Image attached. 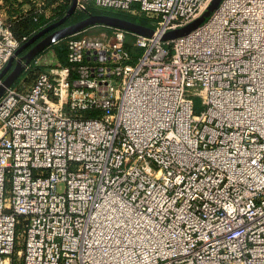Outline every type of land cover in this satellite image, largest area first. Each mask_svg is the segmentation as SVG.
<instances>
[{
	"label": "built area",
	"instance_id": "1",
	"mask_svg": "<svg viewBox=\"0 0 264 264\" xmlns=\"http://www.w3.org/2000/svg\"><path fill=\"white\" fill-rule=\"evenodd\" d=\"M211 1L76 0L154 36L89 27L6 89L0 264H264V0L161 40ZM20 45L0 14V72Z\"/></svg>",
	"mask_w": 264,
	"mask_h": 264
},
{
	"label": "water",
	"instance_id": "2",
	"mask_svg": "<svg viewBox=\"0 0 264 264\" xmlns=\"http://www.w3.org/2000/svg\"><path fill=\"white\" fill-rule=\"evenodd\" d=\"M221 1L222 0H212L205 12L198 19L182 28L164 33L161 35V40H173L188 34L206 22L220 5ZM76 11V0H71L68 10L60 20L42 28L18 47L14 56L9 59L0 72V98L5 93L6 89L11 87L20 78L26 66L52 43L82 32L89 27L103 26L106 28L121 29L132 34L146 37L154 36V29L151 27L109 14H88L76 22L66 24L67 19Z\"/></svg>",
	"mask_w": 264,
	"mask_h": 264
},
{
	"label": "trees",
	"instance_id": "3",
	"mask_svg": "<svg viewBox=\"0 0 264 264\" xmlns=\"http://www.w3.org/2000/svg\"><path fill=\"white\" fill-rule=\"evenodd\" d=\"M70 2L71 0H0V12L4 13L5 20L10 25L12 33L22 44L24 38L28 39L42 28L60 20L68 10ZM88 14L115 15L154 28L152 20L145 15L133 16L122 11L93 7H88L84 11H76L67 19L66 24L76 22ZM50 49H54L59 61L65 63L66 48L63 42L58 45L51 44L41 53ZM39 73V69H33L24 71L22 75L28 85L34 82ZM20 79L21 77L17 82ZM12 264H21V262L13 261Z\"/></svg>",
	"mask_w": 264,
	"mask_h": 264
},
{
	"label": "rangeland",
	"instance_id": "4",
	"mask_svg": "<svg viewBox=\"0 0 264 264\" xmlns=\"http://www.w3.org/2000/svg\"><path fill=\"white\" fill-rule=\"evenodd\" d=\"M0 14H2V17H3V19L5 20V16H4V13H0ZM100 33H102V32H90L89 34L88 33H86V35H97V34H100ZM21 77V79L17 82H15L14 84H13V86H16V87H19L20 85H22V84H24V85H26V82L24 81V76L23 75H21L20 76ZM26 86H28V85H26ZM21 87V86H20ZM17 246L18 247H20V244L18 243L17 244ZM19 260V259H18ZM18 262H21V260H19Z\"/></svg>",
	"mask_w": 264,
	"mask_h": 264
},
{
	"label": "crops",
	"instance_id": "5",
	"mask_svg": "<svg viewBox=\"0 0 264 264\" xmlns=\"http://www.w3.org/2000/svg\"><path fill=\"white\" fill-rule=\"evenodd\" d=\"M1 13V12H0ZM2 15V14H1ZM6 21V20H5ZM27 85V84H26ZM30 84H28V86H29Z\"/></svg>",
	"mask_w": 264,
	"mask_h": 264
}]
</instances>
